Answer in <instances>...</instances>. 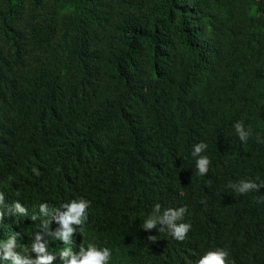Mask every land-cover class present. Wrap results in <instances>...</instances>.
Segmentation results:
<instances>
[{"label": "trees", "instance_id": "16d2710c", "mask_svg": "<svg viewBox=\"0 0 264 264\" xmlns=\"http://www.w3.org/2000/svg\"><path fill=\"white\" fill-rule=\"evenodd\" d=\"M0 193L23 256L65 247L57 217L84 198L72 246H107L108 264L215 247L264 264V0H0ZM181 207L185 239L144 227Z\"/></svg>", "mask_w": 264, "mask_h": 264}, {"label": "clouds", "instance_id": "9594fccd", "mask_svg": "<svg viewBox=\"0 0 264 264\" xmlns=\"http://www.w3.org/2000/svg\"><path fill=\"white\" fill-rule=\"evenodd\" d=\"M237 134L241 140L247 139L250 130H246L244 123L238 121L234 125ZM208 145L204 142L198 143L194 146V153H201L202 150L206 149ZM211 163L210 158L207 155H199L196 161V167L199 174L203 175L208 171L209 165ZM38 174V173H37ZM240 192L247 193L249 189L258 187V185L252 180L242 181L237 185ZM264 199V198H261ZM3 203V193H0V204ZM90 206V201L84 198L74 199L67 204V211L62 212L57 219L61 224V228L56 232V236L60 237L64 244L66 245L59 251H49L47 245L43 242L34 243L32 249L38 254L37 257L31 258L28 256L21 255L17 251L18 248H23L26 250V246L21 245L15 234L10 235L6 238H0V264H50L57 255L63 261V264H108L112 258V250L107 247H100L95 242L89 241L86 244H82L79 250H74L73 248V233L76 229L73 227V222L75 224H81L85 214L86 209ZM14 208L20 213H24L26 210L19 202L14 203ZM157 210H159V205H156ZM41 211L46 212L47 208L45 205H41ZM184 208L179 209H167L162 216H149L145 222L144 227L152 228L156 225L157 220L162 221L167 224L171 229V235L177 240L185 239V234L191 227L189 223H179L176 224L174 221L178 219ZM3 213L0 212V218H2ZM48 221H44L45 228L48 225ZM82 228L80 229V231ZM37 241L40 240L39 234L36 237ZM229 250L224 247L211 248L203 253L195 264H231L229 260Z\"/></svg>", "mask_w": 264, "mask_h": 264}]
</instances>
